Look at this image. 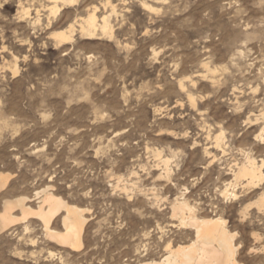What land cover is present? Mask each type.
I'll use <instances>...</instances> for the list:
<instances>
[{"label": "rangeland", "instance_id": "374dc122", "mask_svg": "<svg viewBox=\"0 0 264 264\" xmlns=\"http://www.w3.org/2000/svg\"><path fill=\"white\" fill-rule=\"evenodd\" d=\"M5 1L0 173L11 176L0 212L6 200L22 197L38 209L35 193L52 185L55 195L88 209V222L83 248L73 250L47 238L30 214L0 232V264L160 260L167 241L194 238L170 216V202L181 195L202 215L227 220L242 264H264V212L252 204L240 217L263 184L239 188L240 199L221 194L230 165L247 152L264 158V144L254 142L258 124L245 122L264 107V0H79L51 27L42 16L35 29L16 21L19 0ZM88 5L98 6L99 18L109 16L112 36L88 38L77 23L73 38L57 44L50 33L86 17ZM236 97L244 104L237 111ZM220 126L225 153L208 138ZM206 148L220 160L209 164ZM157 151L171 159L170 179L158 178L164 164ZM12 213L23 215L20 207ZM63 216L54 217V230L65 231Z\"/></svg>", "mask_w": 264, "mask_h": 264}, {"label": "bare ground", "instance_id": "6f19581e", "mask_svg": "<svg viewBox=\"0 0 264 264\" xmlns=\"http://www.w3.org/2000/svg\"><path fill=\"white\" fill-rule=\"evenodd\" d=\"M17 2L18 16L16 21L25 22L29 27L35 29L40 26L43 20L42 16H45L48 28L51 27L54 23L53 18L58 12L60 13L62 9L74 6L79 0H19ZM107 3L109 5L111 2L108 1ZM7 6V1L0 4V18L4 17L2 16L1 10H5ZM144 6L151 10H155V8L147 2L144 3ZM114 11L115 6H113V12ZM86 13V17L79 20L75 19L73 22L69 23L66 29H60L59 31L50 33L57 44L61 45L68 43L73 38L77 23L81 35L88 38H94L101 34L112 36L113 27L110 24L109 16L104 15L102 18H99L98 6H86ZM1 48L5 49L6 46L3 44ZM9 67L13 69L14 74L19 71L17 63L14 65L9 64ZM204 67L209 70L207 63H204ZM191 81L193 80L191 79ZM212 83L216 85L217 82L213 79ZM180 86L185 88L182 81L180 82ZM256 90L257 88H254L253 92H256ZM188 96L190 101L194 104V96L189 92ZM232 106L234 110L237 111L242 109L244 104L239 97H236ZM250 112H252V110L248 111V113ZM245 122L251 126L258 124V129L254 133V142L263 145L264 107L259 110V113L252 112L247 115L245 117ZM208 138L214 139L213 146L216 150L225 153L227 141L226 133L222 126H220L219 132L215 134L214 137H212L211 132H208ZM194 144H196V142H194ZM205 154L208 157L209 164H213L220 160V158L217 157L218 155L212 153L208 148L205 149ZM156 156L164 164V171L158 175V178L161 179L166 177L170 179L172 177L170 157H164L159 151H157ZM245 156L244 161L235 162L229 166L228 170L230 172L228 174L230 176L223 181L224 189L221 190V194L225 199H240L242 196L239 195V188L243 189L241 192L243 193L263 184L261 191L254 196L255 200L241 210L240 217L242 219L247 217V209H249L252 204L256 206L259 212H264V158L259 161L250 152H247ZM10 176L11 175L8 173H0V191L8 185ZM120 183L121 177L115 185V188L120 187ZM51 188H53V186L48 185L35 193L39 204L36 210L26 205V198L24 197L12 201L6 200L4 209L0 212V232L12 223L22 221L26 219L28 215L34 214L41 219L44 234L47 238L73 250H81L84 246V229L88 222L85 213L88 209L58 197ZM122 188L127 191L126 186ZM153 195L158 199L156 193ZM16 207L21 208L22 217L13 216V208ZM202 209L203 208H199L198 204L190 202L185 195L176 196L170 202V216L172 219L178 221L180 228L192 230L194 232V238L187 243H177L176 245L169 240L165 246L166 253H164L160 260H139L135 264H242L239 259L240 245L236 242L237 232H233L229 229L227 220L222 215H202ZM62 211L64 212L63 224L65 231L59 232L54 230L51 224L54 217ZM26 229L28 230L27 225Z\"/></svg>", "mask_w": 264, "mask_h": 264}]
</instances>
